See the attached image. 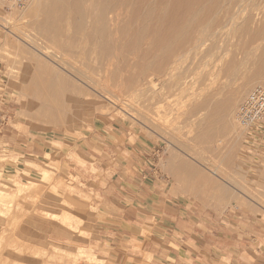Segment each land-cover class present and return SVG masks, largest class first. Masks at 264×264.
Returning a JSON list of instances; mask_svg holds the SVG:
<instances>
[{
  "label": "rangeland",
  "instance_id": "rangeland-1",
  "mask_svg": "<svg viewBox=\"0 0 264 264\" xmlns=\"http://www.w3.org/2000/svg\"><path fill=\"white\" fill-rule=\"evenodd\" d=\"M35 1L0 0V264H264V119L244 136L235 117L261 85L264 0L139 72L78 55L99 48L82 27L104 25L88 1ZM131 1L119 24L141 29L158 0ZM207 219L232 226L235 244L193 254L183 234Z\"/></svg>",
  "mask_w": 264,
  "mask_h": 264
},
{
  "label": "bare ground",
  "instance_id": "bare-ground-1",
  "mask_svg": "<svg viewBox=\"0 0 264 264\" xmlns=\"http://www.w3.org/2000/svg\"><path fill=\"white\" fill-rule=\"evenodd\" d=\"M86 1H88V3H87V6L85 7L84 13L87 11H88L87 13H89L91 8H92L91 6H93L96 11L97 10L99 11L100 15L98 17L101 20V22L99 21V23L104 24L105 28H101L104 25H102L101 27H100V25H98L96 31L95 30L85 31V28H87V27H85V26L82 27L83 29L81 30V33H83V34H79L82 38H80V36H79V38L80 39L85 38V39L92 40V42L94 41V45L98 46L99 48L95 47L98 50H96V49L89 50L87 48L82 49L80 51L78 50V52H79L78 55H83L86 59H88V58L93 59V60H95V62H97L99 64H104V63L105 64H107V63L111 64L112 63L111 60H113L115 58L116 61L123 62L125 66L126 65L127 66L128 65L134 66L135 68H137V71L139 72V71L143 70L146 66H149V65H155V66L162 65V64L153 63L156 60H158V62H160V60L167 59L168 63H170V60H171L170 58H172L171 56L172 55L174 56L175 53L181 54V52H178V51L181 50L182 47L186 43L190 42L193 46L198 47L197 44L202 43V40L205 39V37L202 35V33H204V32L210 33L211 32V30H212L211 22L214 20L215 17H217L218 15L231 16L232 13L235 11V8L243 5L244 3L247 4V3L251 2L252 0H158L157 5L151 4L150 10L148 9L149 13L151 12L152 18L145 19V22L142 25H140L141 29L139 27L138 28L135 27L136 28L135 30H132L133 27L129 29V27H127L128 25L126 26L124 24V22H122V23L126 27L123 26V24L122 25L119 24L122 21V20H120L121 19L120 15L122 14L121 12H123L124 8L128 4V3H126V0H116V3H115V1L107 2V0H106L107 3L103 2V4H100L97 0H86ZM103 1H105V0H103ZM133 1H136L133 3H137V0H133ZM145 1H146V3L151 2V0L148 2H147V0H145ZM255 1H253V3ZM74 2L72 5H75ZM131 2H129V3H131ZM63 3L64 4L68 3V4H70L69 6H71V0H63ZM146 3H144V4L146 5ZM152 3H153V1H152ZM258 3H260V1H258ZM153 4H155V3H153ZM260 4H262V3H260ZM36 5H37V3H36ZM80 5H82V3H80ZM136 5H138V4H136ZM143 5H141V6H143ZM145 5H144V7H145ZM147 5H146V7H147ZM37 6H36V8H37ZM131 6H132V4H131ZM248 6H249V8L251 7L250 5H248ZM80 7H82V6H80ZM68 8H71V7H68ZM258 8H260V6ZM258 8H256V9L258 10ZM127 9H128V7H127ZM127 9H126V12H127ZM143 10H146V9H143ZM136 11L138 12V10H136ZM134 12H135V10H134ZM137 12L134 14L136 15ZM66 13H67V10H66ZM66 13H64V12L59 13L56 20L57 21H62V20L65 21L66 19H68L67 17H68V15L70 16L71 13H69L68 15ZM81 13H83V12H81ZM87 13H86V16H87ZM130 13H132V12H130ZM140 13H141V11H140ZM143 13H141V14H143ZM65 14L67 17H65ZM123 15H124V13L122 14V16ZM206 15L208 16L207 21L200 22V21H203L204 17L206 19ZM130 16H131V14H130ZM137 16H140V14L136 15V17ZM143 16H145V15H143ZM50 17H51V15L48 14L47 18H50ZM74 17H76V15H74ZM96 17H95V20H96ZM83 18H84L83 19V21H84L85 17H83ZM92 18H94V17H91V19ZM138 18H137V20H138ZM50 19H52V18H50ZM133 20H135V19H133ZM139 20L141 21V19H139ZM9 21H10V19H9ZM157 21L159 22V24L156 23ZM49 22H51V21H49ZM90 22H92V20ZM96 22L97 21H95L94 23H96ZM125 22H126V19H125ZM80 23L81 22H79V24ZM87 23H89V22H87ZM133 23L136 25V21H134ZM139 24H141V22ZM145 24L147 26H145ZM91 25H94V24H90L89 26H91ZM80 26H81V24H80ZM65 27H67V26H65ZM90 28H92V26ZM263 28H264V25H263ZM96 32H98V34L100 35V40L97 38V36L95 34ZM191 32L195 33V34L192 35ZM78 33H80V32H77V30H76V34H78ZM74 36H73V38H74ZM261 36H262V34L259 36L257 34L256 37H261ZM261 39H263V36L257 40L259 41ZM70 41H71V39H70ZM254 41H256V40H254ZM70 43H72V42H70ZM88 43L90 44V42H88ZM68 44H69V42H68ZM69 45H71V44H69ZM77 45H79V44H77ZM70 48H71V46H70ZM74 48H75V46H74ZM76 48L80 49V47H77V46H76ZM69 50H72V49H69ZM177 54H175V55L177 56ZM178 56H180V58H181V55H178ZM180 58L177 57V59H175L173 61H177ZM131 61H132V63H131ZM129 62H130V64H129ZM170 64H171L170 66H172V63H170ZM256 64H257V68H256L254 76L252 77L250 82L251 83L253 82L252 84H254V85L255 84L264 85V51L260 54L259 58L256 61ZM160 68H161V66H160ZM130 70H132V69H130ZM134 77H135V75H133V74L130 75V79L133 80ZM149 77L150 78H148L146 82H148L150 84V83H152L151 77L154 78V76L150 75ZM51 78H53V77H51ZM249 92H250V90L246 93L244 98L248 95ZM234 101H235V99L232 98L228 102L225 101L226 103L223 104L224 106L222 105L223 106L222 108L221 107L217 108V110H216L217 116H219V117L220 116H222V117L223 116L224 117L229 116L230 115L229 114L230 108H231V105L233 104ZM242 101H240L238 103V105ZM238 105H237V107H238ZM222 117H220V118H222ZM230 118H231V116H230ZM203 124H205V123H203Z\"/></svg>",
  "mask_w": 264,
  "mask_h": 264
},
{
  "label": "crops",
  "instance_id": "crops-1",
  "mask_svg": "<svg viewBox=\"0 0 264 264\" xmlns=\"http://www.w3.org/2000/svg\"><path fill=\"white\" fill-rule=\"evenodd\" d=\"M222 223L214 219H207L201 223L203 227L199 230L195 224H191V229L183 234V236H185V240H182L184 248L193 254L207 252L209 256L212 251L211 246L209 245L210 242H222L223 244L232 247L235 244L234 229L228 223H225V221L223 224ZM228 225L230 227H228Z\"/></svg>",
  "mask_w": 264,
  "mask_h": 264
},
{
  "label": "built area",
  "instance_id": "built-area-1",
  "mask_svg": "<svg viewBox=\"0 0 264 264\" xmlns=\"http://www.w3.org/2000/svg\"><path fill=\"white\" fill-rule=\"evenodd\" d=\"M12 7H23L31 0H2ZM238 123L246 128L244 132L248 135L251 131H261L259 124L264 119V86H254L235 111ZM264 133V131H263ZM257 133L255 135H259Z\"/></svg>",
  "mask_w": 264,
  "mask_h": 264
}]
</instances>
